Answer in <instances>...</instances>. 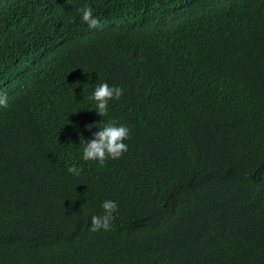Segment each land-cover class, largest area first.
I'll use <instances>...</instances> for the list:
<instances>
[{"label": "trees", "instance_id": "1", "mask_svg": "<svg viewBox=\"0 0 264 264\" xmlns=\"http://www.w3.org/2000/svg\"><path fill=\"white\" fill-rule=\"evenodd\" d=\"M0 93V264H264V0H0Z\"/></svg>", "mask_w": 264, "mask_h": 264}, {"label": "clouds", "instance_id": "2", "mask_svg": "<svg viewBox=\"0 0 264 264\" xmlns=\"http://www.w3.org/2000/svg\"><path fill=\"white\" fill-rule=\"evenodd\" d=\"M82 13V20L93 29L102 28L103 25L98 17L93 15L91 7H84L79 10ZM123 96V89L119 86H109L107 83L98 85L90 99L96 102V112L99 116L108 115V105L111 100H119ZM0 106L7 107L6 93H0ZM89 130L93 125H85ZM81 138H83L81 136ZM130 129L124 125H117L116 121H110L99 131L93 133L89 140L83 138V159L85 161H97L104 165L108 159L116 160L128 151L126 140L130 139ZM81 142V139H80ZM81 169L75 165L68 168V172L79 175ZM103 213L91 217L90 231L96 232L101 229L107 231L113 221L114 213L118 211V204L112 200H105L101 205Z\"/></svg>", "mask_w": 264, "mask_h": 264}]
</instances>
